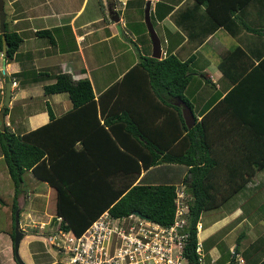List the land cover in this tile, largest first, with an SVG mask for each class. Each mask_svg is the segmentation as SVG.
<instances>
[{
	"label": "crops",
	"instance_id": "crops-1",
	"mask_svg": "<svg viewBox=\"0 0 264 264\" xmlns=\"http://www.w3.org/2000/svg\"><path fill=\"white\" fill-rule=\"evenodd\" d=\"M2 1L5 13L4 30L2 31L0 27L2 43V34L6 39L5 33L15 32L21 39L12 56H7L6 52L3 53L2 47L0 48V108L5 95V83L10 78L11 95L7 112H5V125L9 131L18 135H23L48 123L50 121L49 109L54 119L73 109V103L67 92L45 93L44 91V85L54 82L59 72H68L75 80L85 77L90 80L96 103L95 108L91 105L86 113H82L81 122L85 120L87 122H80L78 126L72 121L69 124L66 118H64V122L76 126L74 129H78L79 133H82L89 149L104 143L107 136L100 127V123L104 121L103 117L108 118L110 113L118 111L121 101L127 100L128 105L134 104V100L131 98L133 96L129 95L132 92L134 81L125 79V74L139 60L140 53L152 56L150 35L143 25V21H145L143 15H140V11L144 9L147 2H149L150 19L152 16L154 17L151 20L152 25L161 41V54L155 58L173 53L180 60H190L189 68L192 74L183 93L192 106L189 107L195 122L206 114L213 126V131L216 128V123H219L220 130H215L214 135L220 137L221 145L228 143L227 136L239 139L236 134L232 135L229 129L236 128L238 135L241 136L243 134L241 119L246 117L247 112L249 113L256 104L258 111L253 112L254 116H260L264 111V72L249 77L250 80L243 84L245 89H250L249 93L245 90V93L242 94L240 90H236L231 94L230 91L234 89L235 81L224 75L218 67L221 58L231 53L236 46L243 50V52L240 49L236 51L238 57L235 58V62L233 61V65L237 68L248 62L247 58H249L248 69H250L258 63L260 57H263L264 0H249L223 24L216 23L210 13L206 11L204 4L196 0ZM129 23L133 24L131 28L127 26ZM243 23L252 28L255 27V29L249 30ZM227 24L235 28L234 32L227 28ZM129 35L136 36L132 38V41H138L137 46L142 48L139 53L135 51V46L126 40V36L130 37ZM243 54L247 55V58ZM233 65L232 67H234ZM196 78L197 80H195ZM121 79H123L121 81L123 83L120 84V88L121 90L126 89L124 92L128 95L123 98H118L115 95L104 96L100 106L97 101L98 95L109 85ZM195 83L197 85H193ZM207 86L212 91H207ZM228 91L230 97L225 102L223 96ZM202 95L204 96L200 100L199 97ZM257 95H260L258 97L262 96L260 102L256 100ZM172 100L175 104L180 105L182 112V101L185 103L186 101L177 97H173ZM206 106L207 108H205ZM100 108H102V112ZM135 109L133 107V111ZM92 110H96L97 117ZM182 118L185 122L183 112ZM97 119H99V124ZM113 120L118 119L114 118ZM123 126L124 124L120 122H110L112 136L116 133L118 137L119 135L132 137L133 135L126 132ZM171 134L167 131L166 136L170 137ZM126 142L130 146H137L133 145L134 141L133 143L129 142V139ZM106 144L110 146L111 143L106 142ZM75 146L83 147L80 139L77 140ZM231 148L232 146L221 147V156L223 155L227 159L232 153ZM234 155L241 167L247 165L241 152L236 150ZM225 159H221V161L227 164L228 161ZM242 159L244 161H241ZM0 165H5L2 160L1 148ZM159 166L162 167L159 171L154 168L142 170L139 178H143L141 180L148 183H156L160 180L174 181L176 186L179 185L178 187L184 183L182 179L185 169L181 164L163 163ZM225 166L227 165L221 167ZM26 170L29 171V174H26ZM26 170L23 172V179L25 173V181L27 182L28 179V184L30 182L33 184L32 187H24L26 183L22 180L16 195V210H18L19 224L23 230L21 241L24 242V245L26 243L23 246L20 241L18 251L26 264H51V244H43L41 239H38L39 234L35 230L27 232L25 227L30 225L29 222L33 218L36 221L39 218L45 224L51 222V206L46 205L44 196L49 198L48 202L50 203L51 194H53L55 209L56 190L47 181L37 178L31 168ZM34 179L40 180L48 186L41 185L40 187L43 188H39L36 186L37 182L34 183ZM39 193L45 195L38 196ZM34 195L41 197L39 204H43L42 211L31 207L30 200ZM263 206L264 166L256 170L242 188L232 193L219 205L201 210L199 216L210 209H212L211 212H215L213 228L205 232L201 237L202 240L198 236V232L203 230L199 217L201 228L197 230V237L201 244V263L223 264L227 262L228 259L223 263L221 260L224 256L220 244H225L224 236L215 238L210 243H207V239L215 236V231L219 227L225 226L224 223L235 222V225H238L247 221L246 231L251 236V241L246 244L248 249H239V244L236 243V246L229 244L227 251L232 253L234 250L236 252L233 255H236V262L237 257L245 255L244 258L242 257L244 261L237 264H256L259 258L257 254L259 253L260 257L264 255V253H260L264 249V227L258 224L261 221L260 218L264 217V212H261L262 217L256 218L250 223H248V219L257 209L261 211L260 207ZM235 225L233 228H229L231 235ZM46 228L49 231L51 227L48 225ZM240 234L243 236L245 230ZM240 234L235 237V241ZM33 239L40 241L44 249L32 248L30 250L27 244ZM0 246L7 249L5 251L7 261L0 264H17L14 258L13 239L10 233L2 229H0ZM228 255L231 256V254Z\"/></svg>",
	"mask_w": 264,
	"mask_h": 264
},
{
	"label": "trees",
	"instance_id": "trees-1",
	"mask_svg": "<svg viewBox=\"0 0 264 264\" xmlns=\"http://www.w3.org/2000/svg\"><path fill=\"white\" fill-rule=\"evenodd\" d=\"M196 1L204 4L216 23L223 24L249 0ZM243 24L249 30L255 29L246 23ZM226 26L234 32V27L230 24ZM5 35L8 44L6 55L12 56L21 38L15 32ZM236 47L221 58L218 67L224 75L235 81L234 89L229 90L231 94L236 90H240L242 94L245 90L249 93L250 89H245L243 84L250 80L249 77L264 72V55L254 67L248 69L250 59L243 54L248 62L237 68L233 63L238 57L236 51L240 48ZM240 51L243 52L242 49ZM189 62L187 59L180 60L173 53H167L161 58L140 53L139 60L125 74V79L134 81L132 92L129 93L133 96L131 98L134 104L128 105L129 102L124 99V102H120V109L114 111V114L110 113L109 119L103 117L104 121L100 123V127L106 132L107 139L93 149H89L82 133L74 129L80 124L82 113H86L91 105L95 108L96 100L90 80L86 77L75 80L70 73L59 72L54 82L45 84V93L67 92L73 109L55 119L49 109L50 121L23 135L9 131L6 125L0 130L2 160L14 185L12 200H4L0 196V206L7 209L8 221L6 228L1 229L6 230L13 238L16 195L25 168H31L37 178L47 181L55 188V214L51 220L61 217L57 222L58 229H72L76 234H80L106 209L114 215L138 210L141 214L167 225L174 218L179 185L176 186V182L167 180L148 183L142 181L143 178L139 176L142 170L154 168L159 171L162 168L159 165L163 163H176L185 169L182 179L184 183L181 186L190 208L184 255L189 264H200L196 251V224L201 210L219 205L242 188L247 179L264 166V111L260 116H254L258 111L256 104L249 112L254 113L250 115L247 112L246 117L241 119V136L236 128L229 129V132L236 134L239 139L227 136L228 143L221 145L220 137L214 135L215 130H220L219 123H216L213 131L208 115L205 114L194 125L187 127L180 105L175 104L172 98L183 99L192 107L183 93L192 74ZM123 79L112 83L98 95L100 106L104 96L115 95L123 98L128 95L124 92L126 89L120 88ZM229 91L223 96L225 102L230 97ZM258 96L260 95H257L256 100L260 102L262 96ZM133 107L136 108L134 111ZM92 111L97 117L96 110ZM100 111H103L102 108ZM64 118L69 124L71 121L75 122L76 126L64 122ZM114 118L118 120H113ZM97 122L99 124V119ZM110 122L124 124V130L133 136L118 137L116 133L112 136ZM167 131L172 133L170 137L166 136ZM220 132L223 136V131ZM79 139L82 148L75 146ZM127 139L132 143L134 141L133 145L137 146H130L126 142ZM106 142H110V146H107ZM224 146H232V153L227 159L221 156L220 148ZM236 150L242 153L247 161L246 166L241 167L240 162L236 161ZM221 159L227 160V164ZM223 165L227 166L223 168ZM237 263L235 255L223 264ZM256 264H264V257Z\"/></svg>",
	"mask_w": 264,
	"mask_h": 264
},
{
	"label": "built area",
	"instance_id": "built-area-1",
	"mask_svg": "<svg viewBox=\"0 0 264 264\" xmlns=\"http://www.w3.org/2000/svg\"><path fill=\"white\" fill-rule=\"evenodd\" d=\"M175 203L173 221L167 225L133 211L114 215L106 209L80 234L58 229L57 223L49 236L63 252L62 264H183L190 208L181 185ZM196 227L201 228L199 221ZM196 251L201 262L200 242ZM238 260L243 262L242 257Z\"/></svg>",
	"mask_w": 264,
	"mask_h": 264
},
{
	"label": "rangeland",
	"instance_id": "rangeland-1",
	"mask_svg": "<svg viewBox=\"0 0 264 264\" xmlns=\"http://www.w3.org/2000/svg\"><path fill=\"white\" fill-rule=\"evenodd\" d=\"M145 7H146V5H145ZM145 7H144V9L143 10H141L140 11V15H143V18H145V14H144V11H145ZM163 11V10H162ZM154 19V17L152 16V19H150V20H153ZM144 23H143V25H144V27L145 28H147V25H146V22L145 21H143ZM129 28H131L132 26H133V24H128L127 25ZM147 30V29H146ZM130 37H127L126 36V40H128V42L131 44V45H133V46H135V51L137 52V53H139L140 52V50H142V48H139L138 46H137V43H138V41H132V38H135L136 36L135 35H129ZM147 37V36H146ZM149 37V36H148ZM150 40V39H149ZM103 48V47H102ZM147 50H148V48H147ZM198 78V77H197ZM197 78L195 79V80H197ZM193 85H197V83H195V84H193ZM207 88V91H212V89L210 88V87H206ZM203 96L204 95H202V96H200L199 97V99L200 100H202V98H203ZM3 164V163H2ZM4 166V167H3ZM27 168H25V170H26ZM176 170H178V168H175ZM26 172V174H29V171H25ZM25 173H24V182L26 183V185L24 184V187H26V186H28V187H32L31 185L33 184V183H29L28 184V179H27V182L25 181ZM35 180V179H34ZM6 181H8V182H6ZM37 182V184H36V186L37 187H39V188H43V187H40L41 185H43L44 187H47L48 185L47 184H45L44 182H42V181H36L35 180V182L34 183H36ZM14 192V185H13V182L10 180V177H9V174H8V172H7V166L6 165H0V196L2 197V199H4V200H8L9 198H11V200H12V193ZM45 195L44 193H39V195L38 196H40V195ZM40 198L41 197H35V195L32 197V199L30 200V202H32L31 203V207L32 208H34V207H36L39 211L41 210L42 211V208H44L43 207V204H39V202H41L40 201ZM48 199L49 198H47V196L45 197L44 196V200H46V202H47V206H51V219H52V217L54 216V214H55V212H54V207H53V204H54V196H53V194H51V204L48 202ZM261 200V199H260ZM29 202V201H28ZM43 202V201H42ZM2 203V202H1ZM1 203H0V205H1ZM46 206V207H47ZM45 207V208H46ZM250 207V206H249ZM262 210L260 211V210H256L255 211V213L251 216V217H249V219H248V223H250V222H252V221H254V220H256V218H260V217H262V211L264 212V206L263 207H260ZM211 210L212 209H210L209 211H207V212H204L201 216H200V221H201V223H202V226H203V230H200L199 232H198V236H199V238H200V240H202L203 238H201L204 234H205V232L208 230V229H212L213 227H212V225L214 224L213 223V221L215 220L214 218H215V212H211ZM16 211V210H15ZM44 212H46L45 210H44ZM7 209L5 210V209H3V208H1V206H0V229L1 228H6V226H7V224H8V221H7ZM49 218H50V216H48ZM261 219V221L258 223L261 227H264V217H262V218H260ZM38 221H36V219H32L29 223H30V225H27L25 228L27 229L26 231L28 232V231H33V230H35L39 235H38V239H41V242H43V244H45V243H47V244H51V264H53L54 262H55V259L58 261L57 263H55V264H58L59 262V264H61V262L62 261H60L61 260V258L63 257V252L62 251H58V249H57V247L55 246H53L54 245V243L52 242V236L50 237L49 236V234L50 233H52V231H53V229H54V226L55 225H57V222H58V219L57 220H55V219H53V220H51V222H48V223H46L45 224V222H41L40 220L41 219H37ZM44 221V220H43ZM236 222H238V221H236ZM35 224V225H34ZM247 224V221H245V223L243 224V223H240V224H238V225H235V222L234 223H231V224H225L224 223V225L225 226H221V227H219L216 231H215V236H212V238H210V239H207V243H210V242H212L215 238H218V237H221V236H224V240H225V244L223 245V244H220V246L222 247V249H223V259H221L222 260V263L226 260V259H231L232 258V256L234 255V254H236V252L234 251V250H232V253H231V251H227V248H228V246H229V244H234V246H236V243L237 244H239V249H245V248H247L248 249V247H247V243H249V241H251V236H250V234L246 231V225ZM50 226L51 228H49V231H47V228H46V226ZM235 225V229L233 230V233H232V235H231V233H230V231H229V228H233V226ZM40 227V228H39ZM243 230H245V234L243 235V236H241V232L243 231ZM34 232V231H33ZM27 234V233H26ZM240 234V236H239V238L235 241V237L236 236H238ZM26 237V236H25ZM208 238V237H207ZM239 240V241H238ZM40 241H37L36 239H33L32 241H30L27 245H28V247H29V249L30 250H32V248H36V249H39V250H41V249H44V246H43V244L41 243ZM49 242V243H48ZM21 243H22V241H21ZM22 245L23 246H25L26 245V243H25V245H24V242L22 243ZM222 249L220 248V251L222 252ZM14 250V249H13ZM5 251H7V249L5 250V247H3V246H0V263L1 262H3L4 263V261H7L6 260V258H7V255H6V253H5ZM246 253V252H245ZM244 253V254H245ZM260 253H264V249L263 250H261L260 251ZM228 254H231V256L230 255H228ZM242 256V255H241ZM244 257H245V255H243ZM242 256V257H243ZM234 257V256H233ZM243 257V258H244ZM257 257H259L258 258V260H260L262 257H264V255L262 256V257H260V254L258 253L257 254ZM5 259V260H4ZM248 259H249V257H248ZM243 261H244V259H243ZM240 263H242V262H240ZM183 264H189L186 260H184L183 261Z\"/></svg>",
	"mask_w": 264,
	"mask_h": 264
},
{
	"label": "water",
	"instance_id": "water-1",
	"mask_svg": "<svg viewBox=\"0 0 264 264\" xmlns=\"http://www.w3.org/2000/svg\"><path fill=\"white\" fill-rule=\"evenodd\" d=\"M144 14H145L144 20L146 22L147 30L149 32L151 43H152V54L151 55L153 57H159L161 54V41L150 20L149 2H147L146 4ZM4 17H5V13L3 10V1L0 0V27L2 31L4 30ZM2 37H3L2 49H3V53L5 54L7 44H6V39L3 34H2ZM10 95H11V79L8 78L5 83V95H4L3 105L0 108V128L1 130L5 128V110H6V107L9 105ZM182 105H183L182 112L185 118L186 125L187 127H191L195 122L191 109L189 105L186 104L184 101H182ZM133 212L137 214H141L138 210H134ZM22 237H23V230L21 229L20 224H19L18 210H16L15 219H14V235L12 239H13L14 258L17 264H26V262L22 259L18 251L19 244H20Z\"/></svg>",
	"mask_w": 264,
	"mask_h": 264
},
{
	"label": "clouds",
	"instance_id": "clouds-1",
	"mask_svg": "<svg viewBox=\"0 0 264 264\" xmlns=\"http://www.w3.org/2000/svg\"><path fill=\"white\" fill-rule=\"evenodd\" d=\"M237 262H239L238 257H237ZM239 263H240V262H239Z\"/></svg>",
	"mask_w": 264,
	"mask_h": 264
}]
</instances>
